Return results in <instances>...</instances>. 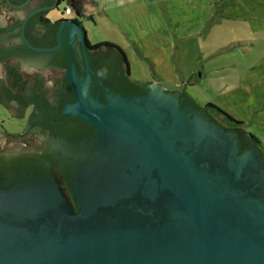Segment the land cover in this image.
I'll list each match as a JSON object with an SVG mask.
<instances>
[{
  "label": "water",
  "instance_id": "1",
  "mask_svg": "<svg viewBox=\"0 0 264 264\" xmlns=\"http://www.w3.org/2000/svg\"><path fill=\"white\" fill-rule=\"evenodd\" d=\"M12 3L0 0V25L14 14L5 8ZM58 23L55 47L33 46L24 30L23 41L33 51L54 52L66 28L75 104L65 113L98 128L104 151L79 176L77 214L57 185L36 180L0 188V264H264L261 157H237L231 133L198 115L192 120L174 91L156 83L147 96L95 102L71 53L83 30L71 20ZM21 63L32 68L29 58ZM214 148L224 164L206 166L204 150Z\"/></svg>",
  "mask_w": 264,
  "mask_h": 264
},
{
  "label": "flooded vegetation",
  "instance_id": "2",
  "mask_svg": "<svg viewBox=\"0 0 264 264\" xmlns=\"http://www.w3.org/2000/svg\"><path fill=\"white\" fill-rule=\"evenodd\" d=\"M62 1L13 0L12 5L5 6L14 14L6 19L5 25H0V114L13 121V130L3 127L4 121H1L0 188L36 180L57 185L70 210L77 214L80 211L79 176L84 166L104 151L105 136L78 116L65 113L68 106L75 104V94L66 75V28L62 32L60 49L48 53L29 49L22 31L33 46L52 48L57 45L61 26L58 21L76 22L83 30V38L75 35L71 44L75 74L79 80L88 76L89 94L99 104H107L115 95L147 96L154 82L132 80L128 61L125 64L112 49H94L84 26V16L69 18L64 12L66 16L50 19L52 10L48 8L55 3L57 8ZM26 58L31 60L32 68L24 69L21 61ZM9 65L17 67L21 80L10 83ZM173 94L178 99L179 110L190 115L192 120L198 115L216 124L224 133H231L238 142L237 157L254 152L264 165V149L253 135L231 122L222 121L205 106L198 105L185 90ZM195 152L200 153L199 148ZM203 155L206 166L215 161L224 164V158L215 148L204 150Z\"/></svg>",
  "mask_w": 264,
  "mask_h": 264
},
{
  "label": "rangeland",
  "instance_id": "3",
  "mask_svg": "<svg viewBox=\"0 0 264 264\" xmlns=\"http://www.w3.org/2000/svg\"><path fill=\"white\" fill-rule=\"evenodd\" d=\"M62 15L84 16L92 45L123 49L132 80L185 85L198 105L243 122L264 149V0H63L49 18ZM1 121L13 130L5 114Z\"/></svg>",
  "mask_w": 264,
  "mask_h": 264
},
{
  "label": "trees",
  "instance_id": "4",
  "mask_svg": "<svg viewBox=\"0 0 264 264\" xmlns=\"http://www.w3.org/2000/svg\"><path fill=\"white\" fill-rule=\"evenodd\" d=\"M66 9H68V8H66ZM65 10H64V12H65ZM93 48L97 49V50L98 49H102V48L112 49L118 55V58L121 59L122 61H124L125 64H126V61H127L126 53L123 51V49H121L119 46H117V45H115L113 43H108V42L97 43V44H95L93 46ZM8 73H9V78L8 79H9L10 83L17 82V80L18 81L21 80V74L18 72L17 67L15 65H9L8 66ZM132 87H134L133 84H132ZM132 91L133 90H131V92ZM205 108L208 109L209 111H211V113L214 114L216 117H220L221 119H223L222 121H224V122H231L234 125L239 126V127L244 125L243 122L236 121L228 113H226L225 111H223L222 109H220V108H218V107H216L214 105L206 104ZM253 138L255 140H258L255 136H253Z\"/></svg>",
  "mask_w": 264,
  "mask_h": 264
},
{
  "label": "built area",
  "instance_id": "5",
  "mask_svg": "<svg viewBox=\"0 0 264 264\" xmlns=\"http://www.w3.org/2000/svg\"><path fill=\"white\" fill-rule=\"evenodd\" d=\"M71 13H72V11L69 8L65 10L66 15H71Z\"/></svg>",
  "mask_w": 264,
  "mask_h": 264
}]
</instances>
